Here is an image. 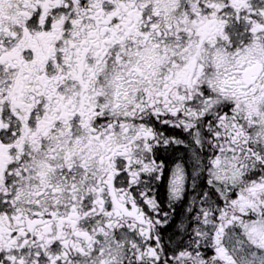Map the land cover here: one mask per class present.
I'll return each mask as SVG.
<instances>
[{"label":"snow or ice","instance_id":"obj_1","mask_svg":"<svg viewBox=\"0 0 264 264\" xmlns=\"http://www.w3.org/2000/svg\"><path fill=\"white\" fill-rule=\"evenodd\" d=\"M0 264H264V0H0Z\"/></svg>","mask_w":264,"mask_h":264}]
</instances>
